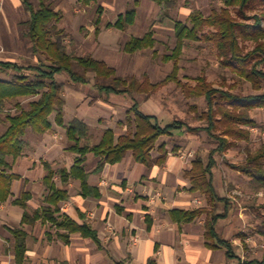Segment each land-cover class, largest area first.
<instances>
[{
    "label": "trees",
    "instance_id": "trees-1",
    "mask_svg": "<svg viewBox=\"0 0 264 264\" xmlns=\"http://www.w3.org/2000/svg\"><path fill=\"white\" fill-rule=\"evenodd\" d=\"M170 10L177 6L178 0H152ZM30 13V18L24 22V36L31 43L33 52L39 57V62L21 65L14 61L0 60L3 72H10V78L0 77V113H3L9 102L16 101V111L7 113L9 125L0 133V205L7 202L12 195L13 182L21 175L13 171L14 162L24 156L28 146L26 134L28 128L45 134L52 130L54 124L66 129L70 141L68 150L76 154L71 168L54 169L52 164L45 162L47 175L44 182L49 189L44 204L32 210L29 200L32 193L24 190L15 204L24 209L23 223H34L41 220L51 223L57 229V237L69 243L71 234L80 233L101 243L98 231L88 222L80 224L69 214L62 211V203L70 199L69 191L59 187L55 182L58 175L63 184L70 180L80 182V193L84 197L102 196L99 187L89 182V172L85 161L90 153L99 157L97 172L102 171L106 164H116L132 153L137 162L148 168L154 165H164L169 156L167 143L159 142L162 137L173 136L175 132L185 130L179 123L161 124L154 114L145 113L140 104L135 102L126 112L125 120L119 125L126 129L117 134L114 127L103 130L97 143L90 142V126L79 117H74L65 123L64 83L57 75L66 73L76 83L87 84L89 72L94 73L100 93L107 97L111 94L133 95L135 93L152 94L161 87L174 82L187 98L204 97L207 100L206 109L200 115L204 121V130L216 138L218 146L211 150L208 159L198 154L192 161V167L185 171V177L190 182V191L200 193L206 203L196 208H174L170 211L173 221L182 223L193 222L205 217L203 225L206 245L212 249H225L228 258L237 257L234 244L225 239L218 231L220 219L226 218L233 207V202L226 196H221L215 184L214 168L217 166L215 154L236 145V141H249L252 136L251 127L256 121L251 115L254 108L264 109V92L260 94H237L232 90L217 88L207 81L205 76L195 78L196 83L183 81L180 77L179 62L188 41H205L214 44L222 59V64L241 77L250 81L255 90L264 88V26L262 17L254 15V23L245 22L250 19L247 11L264 9V0H223V6L213 8L209 14L200 10L192 11L186 21L175 23L176 44L171 54L163 56L165 61H173L170 74L164 79L153 82L146 74L142 79L136 76L124 77L118 74L115 67L103 59L92 55H75L68 51L66 38L68 34L58 27L62 13L49 0H38L36 5L32 0H22ZM140 0H134V6L121 13L115 23H109L118 29L125 30L136 22L137 7ZM233 11L236 12L234 15ZM100 18L97 19V22ZM242 41H251L253 48L249 49ZM157 39L153 30L147 31L141 37H132L124 44V51L135 53L154 48ZM23 98L30 101L24 105ZM196 108V106H195ZM52 115H55L54 120ZM184 129V130H183ZM197 132L201 128L189 127ZM154 152L157 154L155 155ZM251 177V188L258 193L264 188V144L256 151L248 150L243 161L233 166ZM223 207V208H222ZM223 209V210H222ZM150 223V216L147 217ZM150 226V224H149ZM14 236V251L16 264H27L28 232L16 227L12 229ZM260 233L264 234V223ZM53 234H49L52 238ZM240 264H264V258L240 262Z\"/></svg>",
    "mask_w": 264,
    "mask_h": 264
},
{
    "label": "rangeland",
    "instance_id": "rangeland-1",
    "mask_svg": "<svg viewBox=\"0 0 264 264\" xmlns=\"http://www.w3.org/2000/svg\"><path fill=\"white\" fill-rule=\"evenodd\" d=\"M32 1L38 5V0ZM49 2L62 13L58 27L68 34L66 43L69 52L103 59L124 77L136 76L142 79L147 74L153 82L164 79L173 70L174 62L165 61L163 56L171 54L175 47L176 21H186L194 10L209 14L213 8L223 6V0H178L177 6L168 10L152 0H140L136 22L127 29L121 30L115 26L109 27L108 24L115 23L119 14L133 7L134 0H49ZM233 13L236 15L235 11ZM263 13L264 9L261 7L256 11H247L250 19H245V22L254 23L256 21L254 15L262 17ZM29 18L30 13L25 9L22 0H0V60L14 61L21 65L39 62V57L33 52L31 41L24 36V22ZM98 18H100L99 22H97ZM261 24L264 26V19ZM149 30L155 32L157 39L154 48L132 54L124 51L126 41L132 37H141ZM242 44L249 49L254 46L251 41H242ZM179 65L180 77L183 81L195 84L196 77L205 76L215 87L232 90L237 94L264 92V88L255 90L250 81L225 67L217 48L209 42L188 41ZM87 75L90 78L87 84L72 81L66 73L57 75V79L63 82L65 87V122L69 123L75 116L85 120L90 126L91 143L100 140L103 130L107 127H114L117 134L124 133L126 129L119 125V120H125L127 110L138 102L142 111L156 115L161 124L184 125V131L162 137L159 142L166 140L171 151L174 147H178L175 149L177 150L184 146L182 152L193 153L189 161L198 154L208 159L211 150L218 146L219 142L204 130V121L200 119L202 111L207 106L204 97L187 98L174 82L152 94L135 93L132 96L111 94L107 97L95 86L94 73L89 72ZM0 77L10 78V72H3L0 68ZM21 100L24 105L30 101L29 98ZM15 104L16 101L9 102L5 111L0 113V133L7 129L9 125L7 113L16 111ZM251 115L256 121V125L251 127V139L236 141V145L215 154L218 162L214 168L217 187L221 192L228 187L230 191L239 192L232 194L234 198L226 195L233 202V207L240 209L242 215L240 228L244 231L241 233V240L238 241L240 245L234 246L237 257L228 258L237 264L241 261L264 258V234L260 233L264 223V188L256 193L251 188V177L233 167L245 161L248 150L256 152L264 144V109L254 108ZM54 118L55 115H52L53 120ZM54 125L57 129L47 135L37 133L30 128L27 130L26 139L33 147L41 149L35 151L37 158L43 155L38 162H43L45 155L42 153L45 150L39 145L40 140H43L42 143L44 140H56L54 152L48 154L50 157L60 155L58 152L62 150V146L70 144L66 130L57 127L56 123ZM189 127L201 129L193 132L188 129ZM185 140H193V142L177 145ZM67 154L68 158L74 156L71 152ZM60 157L58 158L61 159ZM36 162L32 174L39 178ZM25 164L26 167H30L32 163H20L17 169L24 171ZM44 191L42 195L46 194L47 188ZM221 234L224 236L222 232ZM0 247L13 249L12 241L5 242L0 239Z\"/></svg>",
    "mask_w": 264,
    "mask_h": 264
},
{
    "label": "crops",
    "instance_id": "crops-1",
    "mask_svg": "<svg viewBox=\"0 0 264 264\" xmlns=\"http://www.w3.org/2000/svg\"><path fill=\"white\" fill-rule=\"evenodd\" d=\"M54 129H57L55 125ZM42 142L40 140L39 145L45 150L42 151L45 154L43 162H38L43 155L37 158L35 151L38 147H33L29 141L24 156L14 162L13 171L21 178L13 182L9 200L0 205V239L5 242L11 240L13 249L0 247V264H16L12 233L16 227L28 232L27 264H237L228 259L225 249H212L206 245L203 228L205 217L180 224L173 221L170 215L174 208L198 207V198L203 200V205L206 203L200 193L190 191L185 171L192 167L193 160L181 158L184 146L177 150L178 147L172 146L174 150L171 151L167 143L169 156L166 163L152 168L137 162L130 152L123 161L108 163L102 171L97 172L100 158L93 153L88 154L85 168L89 172L90 184L101 190L102 196L99 198L84 197L80 193L78 180L72 179L63 184L60 176L55 177L56 184L66 188L70 194V199L62 203V211L80 224L90 223L98 231L101 243L80 233L71 234L67 243L57 237V229L49 222L38 220L23 223L24 209L14 200L20 198L24 190H29L32 198L28 203L32 210L45 203L49 189L44 182L47 175L44 163L49 162L54 169L71 168L76 158V154L68 150L70 144L62 146L61 153L58 152L60 155L50 157L48 154L54 152L56 140ZM189 142L193 140H185L177 145H187ZM68 152L74 156L68 158ZM59 156L62 158L59 159ZM23 162L32 164L30 167L25 164L24 171H19L17 167ZM35 162L38 163L39 178L32 174ZM45 187L46 194L42 195ZM218 190L221 196L232 198L233 193H239L230 191L229 187L222 192ZM239 210L232 207L229 215L220 219L217 225L224 238L237 247L244 231L240 228L242 215ZM50 233L53 234L52 238H49Z\"/></svg>",
    "mask_w": 264,
    "mask_h": 264
},
{
    "label": "built area",
    "instance_id": "built-area-1",
    "mask_svg": "<svg viewBox=\"0 0 264 264\" xmlns=\"http://www.w3.org/2000/svg\"><path fill=\"white\" fill-rule=\"evenodd\" d=\"M180 155L183 160L187 161L188 159H190L189 157H191L193 153L192 152H189V153L182 152ZM196 204H198L199 206L203 205V200H201L200 198L196 199Z\"/></svg>",
    "mask_w": 264,
    "mask_h": 264
}]
</instances>
